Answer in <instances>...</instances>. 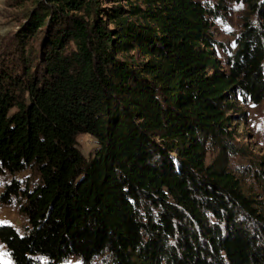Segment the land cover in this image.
<instances>
[{
  "label": "trees",
  "instance_id": "trees-1",
  "mask_svg": "<svg viewBox=\"0 0 264 264\" xmlns=\"http://www.w3.org/2000/svg\"><path fill=\"white\" fill-rule=\"evenodd\" d=\"M143 1L35 0L0 36V202L27 221L0 224L15 264H264V201L227 166L237 96L264 100V0H220L258 17L228 70L212 8ZM80 134L98 143L90 158ZM31 168L34 186L18 178Z\"/></svg>",
  "mask_w": 264,
  "mask_h": 264
},
{
  "label": "rangeland",
  "instance_id": "rangeland-1",
  "mask_svg": "<svg viewBox=\"0 0 264 264\" xmlns=\"http://www.w3.org/2000/svg\"><path fill=\"white\" fill-rule=\"evenodd\" d=\"M35 0H0V36L10 30H17L19 22L16 14L24 8H30ZM106 12H110L120 5L123 9L129 10L130 4H136L143 10L147 9V3L143 0H101ZM204 5L212 8L209 14L211 31L216 45L213 48L215 57L218 59L220 67L229 69L230 59L238 47L239 37L244 30L245 22H258V17L252 15L248 5L244 1L220 0H198ZM103 14V19L113 28L107 13ZM129 14V12H125ZM132 21H143L141 17L129 15ZM136 60L146 59L138 50L128 52ZM122 55L121 57H125ZM231 124L229 130L232 133V151L228 154L227 166L231 172L240 180L242 189L255 199L264 201V100L255 103L245 95H238L236 98V108L230 112ZM79 148L83 154L90 158L98 147L96 139L90 134H80L78 136ZM219 148L213 143L207 144L206 163H212L218 156ZM18 178L23 184L28 182L34 186L40 182V175L35 169H26L18 174ZM9 178H3L0 182V192L3 185ZM13 224L20 232H24L27 221L19 214L17 205L2 204L0 202V224ZM111 257L105 254L95 258L92 264H110ZM0 264H15L10 252L5 244L0 240ZM62 264H83L82 260L76 256L70 257Z\"/></svg>",
  "mask_w": 264,
  "mask_h": 264
}]
</instances>
